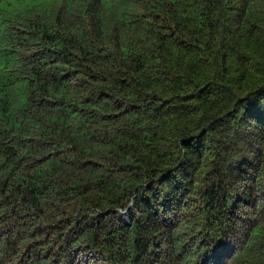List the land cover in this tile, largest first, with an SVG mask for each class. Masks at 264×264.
Returning <instances> with one entry per match:
<instances>
[{
  "label": "trees",
  "instance_id": "1",
  "mask_svg": "<svg viewBox=\"0 0 264 264\" xmlns=\"http://www.w3.org/2000/svg\"><path fill=\"white\" fill-rule=\"evenodd\" d=\"M215 3L0 0V264H264V0Z\"/></svg>",
  "mask_w": 264,
  "mask_h": 264
},
{
  "label": "clouds",
  "instance_id": "2",
  "mask_svg": "<svg viewBox=\"0 0 264 264\" xmlns=\"http://www.w3.org/2000/svg\"><path fill=\"white\" fill-rule=\"evenodd\" d=\"M244 103L248 104L249 107L260 109L264 111V92L257 93L254 97H250L249 100ZM214 241H209V254H211V244ZM14 264V262H13Z\"/></svg>",
  "mask_w": 264,
  "mask_h": 264
},
{
  "label": "bare ground",
  "instance_id": "3",
  "mask_svg": "<svg viewBox=\"0 0 264 264\" xmlns=\"http://www.w3.org/2000/svg\"><path fill=\"white\" fill-rule=\"evenodd\" d=\"M211 1H212V0H211ZM199 2H200V1H199ZM202 3H203V2H202ZM214 3H215V0H214ZM216 3H217V2H216ZM216 3H215V4H216ZM209 4H210V3H209ZM211 4H212V3H211ZM223 4H224V2H223ZM203 6H204V5H203ZM205 6H206V5H205ZM211 6H212V5H211ZM216 6H217V5H216ZM206 7H207V6H206ZM220 7H221V6H220ZM225 7H226V6H225ZM213 8H214V7H213ZM214 11H215V10H214ZM217 12H218V11H217ZM217 12H216V13H217ZM220 12H221V10H220ZM224 12H225V11H224ZM196 32H197V31H196ZM190 35H191V33H190ZM204 35H205V34H204ZM204 35H203V36H204ZM195 38H196V37H195ZM208 41H209V40H208ZM188 42H189V41H188ZM188 42H186V43H188ZM203 42H204V41H203ZM205 42H206V41H205ZM211 45H212V44H211ZM211 45H210V46H211ZM161 47H162V46H161ZM163 47H164V46H163ZM168 48H170V47H168ZM165 49H166V48H165ZM171 50H172V49H171ZM184 50H185V49H184ZM173 51H174V50H173ZM173 51H172V52H173ZM162 52H163V51H162ZM173 53H174V52H173ZM157 54H158V53H157ZM157 54H156V55H157ZM163 54H164V52H163ZM166 55H167V54H166ZM166 55H165V56H166ZM171 55H172V54H171ZM159 56H160V55H159ZM167 56H168V55H167ZM163 59H164V58H163ZM160 62H161V61H160ZM263 75H264V74H263ZM132 89H133V88H132ZM129 90H130V89H129ZM131 91H133V90H131ZM134 91H135V90H134ZM126 94H127V93H126ZM123 96H124V95H123ZM124 98H125V97H124ZM219 123H220V122H219ZM178 168H179V167H178ZM177 170H178V169H177ZM261 244H262V243H261Z\"/></svg>",
  "mask_w": 264,
  "mask_h": 264
}]
</instances>
